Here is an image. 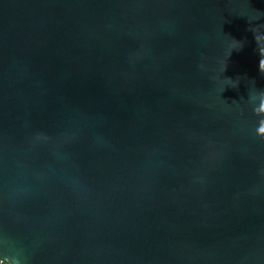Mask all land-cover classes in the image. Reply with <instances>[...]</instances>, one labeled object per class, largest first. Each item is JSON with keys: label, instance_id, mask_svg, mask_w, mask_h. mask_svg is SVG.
I'll return each instance as SVG.
<instances>
[{"label": "water", "instance_id": "95a60500", "mask_svg": "<svg viewBox=\"0 0 264 264\" xmlns=\"http://www.w3.org/2000/svg\"><path fill=\"white\" fill-rule=\"evenodd\" d=\"M256 34L264 0H0V258L264 264Z\"/></svg>", "mask_w": 264, "mask_h": 264}, {"label": "clouds", "instance_id": "9594fccd", "mask_svg": "<svg viewBox=\"0 0 264 264\" xmlns=\"http://www.w3.org/2000/svg\"><path fill=\"white\" fill-rule=\"evenodd\" d=\"M261 36H264V34H256L255 40L256 44L258 45L257 51L259 53L260 59H259V70L264 73V46H261L260 40ZM234 45L238 48L242 47V43L240 41L234 40ZM231 79V78H229ZM239 84L238 81L234 82V87H237ZM257 97L259 98V106L254 108V112L256 115L260 116L261 113H264V91H260L257 94ZM252 96L250 97V99ZM258 134H264V119H261L259 121V126L257 128ZM9 264H16V262L12 259L9 260Z\"/></svg>", "mask_w": 264, "mask_h": 264}, {"label": "flooded vegetation", "instance_id": "af4514ba", "mask_svg": "<svg viewBox=\"0 0 264 264\" xmlns=\"http://www.w3.org/2000/svg\"><path fill=\"white\" fill-rule=\"evenodd\" d=\"M0 264H9V263L5 261L4 259L0 258Z\"/></svg>", "mask_w": 264, "mask_h": 264}]
</instances>
